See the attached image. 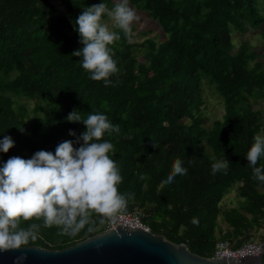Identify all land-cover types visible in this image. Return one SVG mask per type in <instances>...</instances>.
Returning a JSON list of instances; mask_svg holds the SVG:
<instances>
[{
	"label": "trees",
	"instance_id": "obj_1",
	"mask_svg": "<svg viewBox=\"0 0 264 264\" xmlns=\"http://www.w3.org/2000/svg\"><path fill=\"white\" fill-rule=\"evenodd\" d=\"M99 3L115 5L114 0H0V140L15 141L7 153L0 152V167L13 156L54 153L66 140L79 148L83 141H76L86 125L66 116L102 113L120 128L103 140L114 145L110 156L123 177L120 193L135 194L125 212L140 209L152 232L202 256H212L220 240L234 246L262 241L264 182L253 177L246 153L254 137L264 135L262 111L255 107L264 99V0H129L157 21L164 38L129 42L114 28L121 38L109 47L119 72L109 86L90 79L81 57L71 55L83 47L74 21ZM248 29L259 30L261 51L246 39L234 43L233 32ZM205 83L224 106L222 118L210 125L203 108ZM177 158L187 174L164 184ZM225 158L227 173L213 175V162ZM235 187L238 204L224 207ZM101 219L94 215L93 230L86 226L76 235L43 227L42 220L22 221L21 227L41 224L37 240L26 246L63 249L103 231L107 220Z\"/></svg>",
	"mask_w": 264,
	"mask_h": 264
},
{
	"label": "clouds",
	"instance_id": "obj_2",
	"mask_svg": "<svg viewBox=\"0 0 264 264\" xmlns=\"http://www.w3.org/2000/svg\"><path fill=\"white\" fill-rule=\"evenodd\" d=\"M105 15L131 42L132 24L140 17L129 6V0H117L111 10L105 3H99L85 8L74 21L83 47L71 55L81 57V66L90 73V79L103 80L105 86H109L112 84L110 77L119 72L109 46L121 37L103 22ZM65 119L86 125V131L76 141H83L79 148L74 147L72 140H66L58 144L54 153L40 150L30 159L13 156L0 167L2 252L19 250L37 240L41 224L21 227L22 221L42 220L43 227L55 226L61 230L60 234L76 235L86 226H89V232L93 230L90 225L94 215L104 218L101 223L105 219L115 221L126 211L129 200L134 199V193H120L123 177L117 162L110 156L115 152L114 145L103 140L105 133L118 134L119 126L113 125L102 113L82 118L78 111H73ZM69 134L76 135L72 130ZM14 145L11 136H4L0 140V152L7 153ZM246 157L253 169V177L264 182V166L257 167L264 157V135L254 137ZM229 167L227 158L220 159L213 162L211 171L213 175L217 172L226 174ZM186 174L187 169L177 158L163 183L171 184L177 175ZM140 178L145 179L143 175ZM191 222L199 224L196 217ZM26 259L27 255L21 254L16 258V264H22Z\"/></svg>",
	"mask_w": 264,
	"mask_h": 264
},
{
	"label": "water",
	"instance_id": "obj_3",
	"mask_svg": "<svg viewBox=\"0 0 264 264\" xmlns=\"http://www.w3.org/2000/svg\"><path fill=\"white\" fill-rule=\"evenodd\" d=\"M21 254L27 255L22 264H264L263 254L202 256L186 243L119 222L63 249L30 245L0 251V264H16Z\"/></svg>",
	"mask_w": 264,
	"mask_h": 264
},
{
	"label": "rangeland",
	"instance_id": "obj_4",
	"mask_svg": "<svg viewBox=\"0 0 264 264\" xmlns=\"http://www.w3.org/2000/svg\"><path fill=\"white\" fill-rule=\"evenodd\" d=\"M114 2L116 3L117 0H114ZM129 6L132 7L136 11L137 15L140 17L139 21H136L132 24V29H133L132 40L142 42L149 37H155L158 40L164 38V33L162 32L156 20H154L151 16H149L147 12L137 9L134 5L129 3ZM103 22L108 24L109 28L114 31L115 28L114 22L108 16L107 18L105 17L103 19ZM233 39L235 44H239L242 40L245 39L249 40L260 51L262 50L263 38L259 30L248 29L245 32L236 30L233 32ZM259 58L263 59L261 56ZM203 94L205 99L203 108L207 116V120L205 124L210 125L214 119L222 118V115L224 113V106L218 94L213 89H211V87L206 83L203 86ZM28 103L30 107L34 106L33 101H28ZM255 107L261 109L264 118V99L260 98L257 102H255ZM223 204L225 205L224 207L226 206L229 207L231 205L238 204L236 187L233 188L229 192V194L224 197ZM138 210L141 211L140 209ZM219 220H221V218ZM223 227L224 228L226 227L225 223H223ZM259 232L264 234V227H262ZM259 236L260 235H256V238L258 239ZM262 241H264V239H262Z\"/></svg>",
	"mask_w": 264,
	"mask_h": 264
},
{
	"label": "built area",
	"instance_id": "obj_5",
	"mask_svg": "<svg viewBox=\"0 0 264 264\" xmlns=\"http://www.w3.org/2000/svg\"><path fill=\"white\" fill-rule=\"evenodd\" d=\"M122 223L132 227H142L150 230L143 220V213L139 210L124 212L117 216L115 221L107 220L105 229L116 224ZM264 253V241H247L239 246H234L229 240H220L216 243V247L212 256H249L252 254Z\"/></svg>",
	"mask_w": 264,
	"mask_h": 264
}]
</instances>
